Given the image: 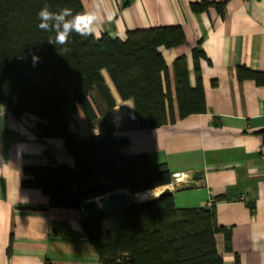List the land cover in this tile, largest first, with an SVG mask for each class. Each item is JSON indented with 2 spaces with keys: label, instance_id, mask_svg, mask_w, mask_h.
Segmentation results:
<instances>
[{
  "label": "crops",
  "instance_id": "obj_1",
  "mask_svg": "<svg viewBox=\"0 0 264 264\" xmlns=\"http://www.w3.org/2000/svg\"><path fill=\"white\" fill-rule=\"evenodd\" d=\"M80 1L84 12L98 10L103 18L95 40L104 34L124 40L127 31L181 27L185 44L159 51L172 90L173 62L185 57L190 85L196 76L201 79L206 113L138 129L133 103L120 99L102 70L110 98L94 90L87 115L78 106L69 130L79 139L107 131L124 137L128 144L121 154H146L153 165L182 175L183 183L202 171L193 187L170 189L176 208H215L220 228L215 244L223 264H264V85L239 82L235 75L237 66L264 70V0H206L225 2L223 14L215 7L191 10L192 3L204 0ZM37 121L30 114L15 117L0 104V264H99L82 229L85 213L52 209L40 190L21 186L26 168L65 165L74 170L63 141L40 138ZM70 188L78 191L76 185Z\"/></svg>",
  "mask_w": 264,
  "mask_h": 264
},
{
  "label": "trees",
  "instance_id": "obj_2",
  "mask_svg": "<svg viewBox=\"0 0 264 264\" xmlns=\"http://www.w3.org/2000/svg\"><path fill=\"white\" fill-rule=\"evenodd\" d=\"M45 3L51 11L67 7L84 12L80 0H0V104L15 117H36L40 138L61 139L74 170L65 165L26 168L22 188L40 190L52 209L79 210L84 202L110 193L126 190L134 196L169 186L172 175L165 166L153 165L146 154L120 153L128 144L126 138L107 131L79 139L69 125L78 106L87 115L94 90L110 98L102 70L120 99L133 103L138 129L206 113L201 79L196 76L195 85H190L185 57L173 62L172 90L159 51L184 45L182 28L127 31L124 40L73 33L67 45L71 51L61 55V46L48 42L54 33L37 27V13ZM224 6L225 2L204 0L190 8L199 13L215 7L223 14ZM197 55L194 49V58ZM235 75L239 82L264 85V70L237 66ZM82 229L99 264H223L215 244L220 230L215 208L178 209L172 194L84 217Z\"/></svg>",
  "mask_w": 264,
  "mask_h": 264
},
{
  "label": "clouds",
  "instance_id": "obj_3",
  "mask_svg": "<svg viewBox=\"0 0 264 264\" xmlns=\"http://www.w3.org/2000/svg\"><path fill=\"white\" fill-rule=\"evenodd\" d=\"M37 27L45 32L54 33L48 42L54 46L60 45L59 54L64 55L71 51L69 37L75 33L80 37L87 38L101 35L100 25L103 18L98 14V10L88 12H74L71 8H61L58 11H51L45 3L38 11ZM35 59V58H34Z\"/></svg>",
  "mask_w": 264,
  "mask_h": 264
},
{
  "label": "water",
  "instance_id": "obj_4",
  "mask_svg": "<svg viewBox=\"0 0 264 264\" xmlns=\"http://www.w3.org/2000/svg\"><path fill=\"white\" fill-rule=\"evenodd\" d=\"M202 171L194 172L192 175V182L187 184V187H193V181L198 180ZM171 194L169 189H164L160 192L158 197H163ZM129 192L126 190L110 193L101 197V204H98L95 199H90L84 203V212L87 218L98 217L105 214L120 211L129 206ZM157 197V198H158Z\"/></svg>",
  "mask_w": 264,
  "mask_h": 264
},
{
  "label": "built area",
  "instance_id": "obj_5",
  "mask_svg": "<svg viewBox=\"0 0 264 264\" xmlns=\"http://www.w3.org/2000/svg\"><path fill=\"white\" fill-rule=\"evenodd\" d=\"M40 152L42 155H44V161L47 164H50L52 162L51 157L49 155V151L45 146L40 147ZM184 179L182 175L175 174L172 176V182L171 184L173 185H179V184H184V186H187L188 183H183ZM85 203V202H84ZM84 203L80 206L78 212L85 213L84 212Z\"/></svg>",
  "mask_w": 264,
  "mask_h": 264
},
{
  "label": "rangeland",
  "instance_id": "obj_6",
  "mask_svg": "<svg viewBox=\"0 0 264 264\" xmlns=\"http://www.w3.org/2000/svg\"><path fill=\"white\" fill-rule=\"evenodd\" d=\"M174 185L173 184H170V186L168 187H165V189H171ZM164 190V189H163ZM160 194V192H157V193H143V194H139V195H134V196H129V200L130 202H133V203H137V202H142V201H146V200H152V199H155V197H158ZM99 199L98 201H96L98 204H101V199L100 198H96V200Z\"/></svg>",
  "mask_w": 264,
  "mask_h": 264
},
{
  "label": "bare ground",
  "instance_id": "obj_7",
  "mask_svg": "<svg viewBox=\"0 0 264 264\" xmlns=\"http://www.w3.org/2000/svg\"><path fill=\"white\" fill-rule=\"evenodd\" d=\"M130 196V195H129ZM99 199H97L96 201H98Z\"/></svg>",
  "mask_w": 264,
  "mask_h": 264
}]
</instances>
